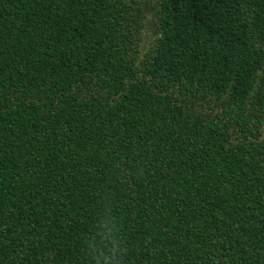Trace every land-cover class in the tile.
<instances>
[{
  "label": "trees",
  "instance_id": "16d2710c",
  "mask_svg": "<svg viewBox=\"0 0 264 264\" xmlns=\"http://www.w3.org/2000/svg\"><path fill=\"white\" fill-rule=\"evenodd\" d=\"M264 264V0H0V264Z\"/></svg>",
  "mask_w": 264,
  "mask_h": 264
},
{
  "label": "clouds",
  "instance_id": "9594fccd",
  "mask_svg": "<svg viewBox=\"0 0 264 264\" xmlns=\"http://www.w3.org/2000/svg\"><path fill=\"white\" fill-rule=\"evenodd\" d=\"M117 221L109 211L98 218L93 234L85 238L82 264H122L126 249Z\"/></svg>",
  "mask_w": 264,
  "mask_h": 264
}]
</instances>
